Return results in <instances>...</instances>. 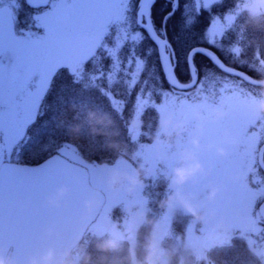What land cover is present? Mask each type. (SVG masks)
I'll return each mask as SVG.
<instances>
[{"label":"clouds","instance_id":"clouds-1","mask_svg":"<svg viewBox=\"0 0 264 264\" xmlns=\"http://www.w3.org/2000/svg\"><path fill=\"white\" fill-rule=\"evenodd\" d=\"M228 12L235 14V22L239 21L238 34L249 31L264 33V0H233V7ZM248 48L252 49L251 57L247 55ZM234 49H239V54L233 51ZM262 50H264V40L257 38H238L229 45L227 52L233 62L247 65L255 73L253 76L240 73L241 83H249L254 92L242 87L239 90H234L231 85L229 87L222 85V87L225 94L234 96L239 104L247 108L253 117V123L259 121L260 125L264 126V55H261ZM227 67L229 71L235 70L230 66ZM202 81L201 83L194 82L191 87L181 85L179 89L186 93V97L180 96L174 100L175 105H186L191 108V117L197 122V133L202 132L204 124L225 121L230 116V111L225 103L217 99L216 92L211 87L205 89ZM200 105H207V111H201ZM156 111V125L151 134L146 131L142 112L138 109L128 118L126 127L133 140L140 135H146L157 146L156 158L163 160L165 155L160 151V147L170 146L185 132L186 120L171 110H161L160 106H157ZM84 123L87 124L90 136L104 138L102 147L115 153L117 161L127 162L137 159L136 153L129 151L128 145L119 139V126L111 113L90 108L84 113ZM82 126L81 123H72L66 126L65 131L70 137L79 139ZM261 130L264 128L258 126V132ZM222 137L224 145L232 148L239 146L238 137L229 131L225 130ZM190 145L191 147L177 153L176 166L172 168L171 174L165 177L167 188L165 195L159 201V207L169 213L182 211L194 219L200 220L203 219V204L196 203L197 197L183 191V186L190 181L195 183L199 178L207 177L210 175V170L205 169L197 158L200 150L198 136L191 139ZM209 147L215 149L217 156L226 158L230 155L225 147L219 145H209ZM255 147L256 144L253 143V151H255ZM98 167L104 169L101 181L107 190L112 192L123 190L129 196L142 189L144 181L148 177L143 163L130 168L117 167L115 164L107 163H100ZM236 178L240 179L241 177ZM243 179L246 180V176ZM204 187L206 189L205 200L208 202L214 201L217 195L223 191V186L215 183H208ZM66 194V188L57 189L54 195L47 198L48 206L59 207ZM98 203L94 196H90L84 201L85 217L92 214L98 207ZM132 216L136 222L133 229L121 228L112 224L107 229L94 233L93 239L90 241L81 243L82 236H78L72 247L62 252H58L51 246L43 248L29 255L24 264H171V257L177 254V250L173 248L169 251L162 248V236L158 221L149 218L147 210L143 208H138L132 213ZM145 225L149 230L140 241L138 240V229ZM45 235L47 237L56 235L55 229L53 227L45 229ZM89 244L98 253L95 259L88 251ZM202 259H204L202 255L194 254V264H200ZM0 264H17V262L11 256L0 252ZM178 264H187V261L183 256H179Z\"/></svg>","mask_w":264,"mask_h":264},{"label":"snow or ice","instance_id":"snow-or-ice-1","mask_svg":"<svg viewBox=\"0 0 264 264\" xmlns=\"http://www.w3.org/2000/svg\"><path fill=\"white\" fill-rule=\"evenodd\" d=\"M30 2V0H29ZM155 0H54L53 11L41 20L42 26L45 28V34L32 38L29 34L24 39L17 38L12 32V16L8 9H0V28L4 32L3 38H0V56L11 54L13 63L8 66L9 74L16 85V95L20 101H26L24 115L17 114L14 118L9 119L7 125V133L5 132V120L3 115V104L0 105V170L4 164V140L5 136L11 138L19 131V129L27 123L24 129L31 139L33 136L42 138L44 136H52L57 128L49 130V122L44 121L37 126L39 118L44 112L39 111L40 105L37 98L43 99L41 93H47L51 90L55 76L59 70H68L72 76V85H82L81 92L96 90L109 100V107L113 112L123 115L126 102L123 99H117L115 94L111 92V87L115 81L111 78V72L107 77V88L105 85L97 84L96 81L105 79L104 72L101 69L100 61L106 56L113 62L112 66L120 68L122 62L118 53L130 42L132 48L128 56L129 71L131 66L135 64L138 73L132 75L131 85H126V91L129 97L132 95V89L140 83L139 72H142L145 60L140 58L136 53L138 46L145 36L137 31V28L143 29L147 33V37L152 39L159 48V59L161 70L164 71V79L168 82L170 90L180 88L181 85L188 87L193 86L194 82L202 80L200 72L196 64L197 56H205L215 65L221 72L228 76L240 77V73L229 71L224 61L212 51L216 49L224 52V41L235 22V14L228 11L222 15H215L210 18L209 26L205 29L201 39L209 47H192L189 48L184 57L187 65L188 81L181 82L176 73L177 65L174 63L176 59V50L167 39L166 25L180 8V0H169L171 10L162 18L163 39L157 33L153 17L152 8ZM225 0H195V16L191 14L188 6H185V15L182 17V24L185 27L194 25L196 19L203 13H211L215 7L222 6ZM135 17V27L131 25L123 26L126 16L131 13ZM117 25V31L112 37V43H105L103 38L108 33V26ZM80 43H73V41ZM111 45V46H109ZM239 54V49H234ZM71 52V54H69ZM36 53H42L46 59L43 62L42 70H35L30 66L23 72H18V66L21 59L26 60L29 65L32 57ZM103 54V55H101ZM91 63L94 73L89 77L86 65ZM111 67V66H110ZM4 65L0 64V77L4 75ZM35 78V79H34ZM148 80L143 81V87H140L136 94V101L133 104L138 110H145L147 106L154 105L151 97L164 95L165 103L161 105V110L168 107L171 100L169 94L163 89V82L160 83L159 89L153 85V90L145 96V88ZM225 87H229L225 84ZM77 103V101H73ZM81 106L86 103H93L91 97H81L79 100ZM35 128V132H33ZM53 142L49 140L47 145ZM50 149V148H49ZM46 149V150H49Z\"/></svg>","mask_w":264,"mask_h":264},{"label":"trees","instance_id":"trees-1","mask_svg":"<svg viewBox=\"0 0 264 264\" xmlns=\"http://www.w3.org/2000/svg\"><path fill=\"white\" fill-rule=\"evenodd\" d=\"M18 2H20V4L25 7L22 0ZM188 9L191 11V14L195 16L193 7H188ZM170 10V6L162 0L156 1L152 8L153 21L157 33L161 37H163L161 21ZM184 15L185 8H182V5H180L176 15L171 20H169L166 25L167 39L176 50V59L174 63L177 65L176 73L181 82L188 81L187 65L185 64L184 60L187 50L197 46H203L206 48L209 47L203 42L201 37L205 29L209 26V21L212 17L207 12H203L196 19L194 25L191 27H185L182 24V17ZM129 25H131L133 28L135 27V23L132 21V15H129V22L126 23L124 27H128ZM113 27L114 25L109 28L108 32H110V35L108 34L109 37L105 40V43H112L111 36L115 34V32L112 31ZM136 30L140 31L145 36L143 41L138 46H136V53L140 58L145 60L146 63L144 65L143 71L139 72L140 83L137 84L134 89H132L131 97L128 96L125 89L126 85H131L132 75L138 73V69L136 68L135 64H133L131 66V71L128 70L129 66L127 60L129 52L132 48V44L130 42L118 53L119 59L122 62V66L120 68L112 66L113 62L106 56L101 59L100 66L104 72L105 79L96 81L97 84L105 85V90L107 91V77L109 72H111V78L113 81H115V84L111 87V92L115 94L117 99H123L126 102V107L124 108L122 116L112 111V109L109 107V100L106 99L105 96L101 95L99 91L93 89L91 91L81 92L82 85H72V76L70 75V72L64 69L59 70L55 76L54 82L51 85V90L47 93H44L43 99H41L39 111L44 112V115L39 118L37 124V126H39L40 123L48 121L50 131L53 128H57L58 130L55 131L54 135L44 136L42 138L33 136V139H31L27 134L25 141H21L13 145L9 148V150H4V159L12 162L34 165L40 163L55 153H59L72 160L83 161L85 164L99 165L100 163H113L117 160L116 154L102 147L104 144V138L102 136L93 137L88 134L87 124L84 123V113L90 108L111 113L113 119L119 126V139L128 145L129 151L136 152L141 145L149 143L151 140L148 139L146 135H140L136 140H133L127 131V120L131 116L133 104L136 101V94L140 87H143L144 80H148V85L144 90L145 96L149 91L153 90V85H155L156 89L158 90L161 82H163V89L165 92L168 91L170 87L164 79V74L159 63L157 49L145 35L143 30L139 28ZM255 36L257 39L262 38L261 35L259 36L258 32L255 33ZM238 37H241V33L238 35ZM212 51L216 52V54L220 56L226 65L231 63L232 67L242 70L251 76L255 75V73L249 71L245 65L228 61L223 56L222 52H219L216 49H212ZM196 64L203 80L202 82L205 89L213 87L219 90V88H222V85L232 82L233 80L239 83L240 87L245 89L247 88V85L245 83H241L239 79L222 73L205 56H197ZM86 67L88 70L87 74L90 77L95 70L93 69L91 63H88ZM199 82L201 83V81ZM82 96L85 98L91 97L93 103H86L84 106H81L79 100ZM162 97L163 95L157 96L154 94L151 97V100L154 101V105H149L145 110H141L142 119L145 122V129L149 134L154 132L157 117L155 105L160 103ZM74 100L77 101V103L74 104ZM72 123H81L83 125L79 139L70 137L65 131L66 126ZM33 132H35V128H33ZM49 140L53 142L51 145H47ZM24 142L25 144H23ZM164 185L165 182L163 178L159 176L154 178L152 181L144 182V195L148 197L147 213L151 219L158 220L163 213H153L151 211L156 210L154 204H159V201L163 198V194L165 195ZM158 214L159 216L157 217ZM178 217L180 216L176 215L174 218L177 223L180 221V219L178 220ZM189 219L190 218H186V220ZM174 228H178V225L175 222ZM148 230L149 229L147 225L142 226V228L138 231V240L142 241V233ZM93 234L94 232L88 233L82 243L93 239ZM170 235L172 236V234ZM162 248L169 251H171L173 248L177 250V254L171 257V264H178L179 256H183L187 261V264H194V257H192L188 251L181 252L180 247H176L171 238L165 240ZM88 251L92 253L93 259H95L98 255V253H96L91 247V244L88 245ZM260 263H263L260 257L253 254L246 247L243 239L237 236L232 237L227 243H223V245L213 244L209 246L205 250L204 259L200 261V264Z\"/></svg>","mask_w":264,"mask_h":264},{"label":"rangeland","instance_id":"rangeland-1","mask_svg":"<svg viewBox=\"0 0 264 264\" xmlns=\"http://www.w3.org/2000/svg\"><path fill=\"white\" fill-rule=\"evenodd\" d=\"M52 11L53 9L45 11L43 13L33 14L35 18V24L32 27L34 33L28 34L43 36L45 34V28L42 26L41 20L46 18ZM129 15L132 14L129 13L126 16L125 20L122 22L123 24L128 21ZM38 26L40 28L39 32ZM42 27L44 29H42ZM112 31H117L116 24H114ZM108 34L110 35V32L106 33L105 37L103 38L104 42L109 37ZM112 37L113 36H111V38ZM73 43H80V41L74 40ZM69 54H71V52ZM44 59H46V57L42 53H36L33 55L30 65L27 61H25L24 64L18 66L17 70L18 72L23 73L29 66L35 70H42ZM2 60L6 62L5 63L4 61L2 62L0 60V64L4 65L7 78L2 89V98L0 99V105L3 104L5 132L7 133V125L9 119L14 118L19 113V115L21 116L24 115L26 101H20L19 98L17 100L16 98H14L13 93L10 94V88L14 85L10 77L8 68V66L13 63L12 55H3ZM228 65L231 66L232 64L228 63ZM226 84L231 85L234 90H239L240 88L239 83L235 82L234 80ZM211 88L216 92L217 99L222 100L228 107L230 116L227 120L220 122H208L203 125L202 132L197 133V122L191 117V108L186 105L178 106L174 103L169 102L168 107L164 110H171L174 113L181 115V117L186 120V130L179 138L175 139L170 146L160 147V151L164 153L165 159L158 160L156 158L157 146L154 145L152 141H150L149 143L141 145L137 149V151L135 152L137 155V159L135 161L129 160L127 162H124L116 160L113 163L109 164H115L117 167L130 168L134 167L137 164L143 163L148 173V177L145 179V181H152L158 176L163 178L165 182L164 192H166L167 183L165 177L170 175L172 168L176 166L177 153L182 149L191 147V139L194 136H198L200 150L197 154V158L205 167V169L210 170V175H208L207 177L199 178L195 183L191 181L186 183L183 186V191L192 193L195 197H197L196 203L203 204V219L196 220L192 216L187 215L182 211H177L175 213L166 212L164 209L159 207V204H154L156 210L151 211L153 213L163 212L160 218L156 220L159 223L160 235L162 236L161 246L163 245L165 240L171 238L176 247H180L181 252L188 251L189 254L192 255V257H194V254L203 256L205 248L207 249L213 244L223 245L224 242H228L233 236L245 237V231L252 230L250 226L246 224V222L248 221V213L246 212L248 205L247 198L243 194L244 184L242 180L245 175L244 167L247 166L248 161L251 162L255 160L257 153L256 149L259 145V141L264 140V135H262V133H257L254 129V126H256L259 121L253 123V117L246 107L239 104L234 96L225 94V90L223 89V87L219 88V90L213 87ZM14 89H16V86L14 87ZM250 90L254 91L253 89ZM165 93L170 95L171 100H175L176 97L180 96L186 97V93H179L173 90H168ZM42 94L43 93H41V95ZM14 100L18 101V109L15 106ZM37 102L40 105V98H37ZM164 103L165 99L163 95L160 103L155 105V110L157 106H161ZM136 110L137 108L133 106L131 115ZM200 110L207 111V105H200ZM26 127L27 123H25L19 129V131L11 138V140L7 138V135L5 136L3 144L4 150H9L10 147L15 145V143L21 138V136L24 135V129ZM225 130L238 137V147L232 148L222 143V133ZM253 143L256 144L255 151H253L252 149ZM23 144H25V142ZM209 145H219L225 147L230 155L226 158L217 156L215 153V149L210 148ZM82 163L84 162L82 161ZM86 166L89 168L91 186L104 193L107 199L102 212L97 219V222H95V224L90 227V229H92V232L96 233L103 231L110 227L112 224H116L121 228H135L136 222L134 217L132 216V213L135 212L138 208H143L145 210L148 209V197L144 195V187L137 190V192L131 196L126 194L123 190L117 192L109 191L104 187L101 181L104 169H101L100 167H98V165L93 164H86ZM236 177L241 178L237 179ZM208 183H215L223 186V191L219 193L216 199L212 202H208L207 200H205L206 189L204 186ZM159 214L157 215V217L159 216ZM176 215L180 216L178 217V220H186V218H190L188 220V226H179V222L177 223L174 220ZM174 222L178 225L177 229L174 228ZM254 226L256 230L260 229L259 223L255 224ZM141 228L142 226L139 227L138 231ZM146 233L147 231L142 233V240ZM170 234H172V236ZM251 243L254 244V240H251ZM260 252L264 254V248H262Z\"/></svg>","mask_w":264,"mask_h":264},{"label":"water","instance_id":"water-1","mask_svg":"<svg viewBox=\"0 0 264 264\" xmlns=\"http://www.w3.org/2000/svg\"><path fill=\"white\" fill-rule=\"evenodd\" d=\"M24 1L31 8H39L45 7L49 0ZM5 8L8 9L7 7L0 9ZM11 26L14 34L13 21ZM3 36L4 32L0 28V38ZM150 40L157 48L159 57L158 45ZM25 61L22 58L19 66ZM162 72L164 74V71ZM5 78L4 73L0 77V97ZM262 149L264 146L259 151L258 161L264 170ZM61 187L67 189V194L60 202V206H48L47 198ZM90 196H94L99 203L92 214L85 217L84 201ZM104 203L105 197L102 192L90 185L88 171L60 154H54L33 166L4 163L3 169L0 170V252L7 255L11 249L10 256L17 264H24L29 255L49 246L62 252L72 247L78 236L83 238L88 227L98 217ZM49 227L55 229L56 235L52 237L45 235V229Z\"/></svg>","mask_w":264,"mask_h":264},{"label":"flooded vegetation","instance_id":"flooded-vegetation-1","mask_svg":"<svg viewBox=\"0 0 264 264\" xmlns=\"http://www.w3.org/2000/svg\"><path fill=\"white\" fill-rule=\"evenodd\" d=\"M20 0H0V7H8L11 10V15H12V20H13V25H14V31L16 33V36L20 37V39H24L28 37L29 35H20V31H22L24 28H26V25L30 24H35V18L33 14L36 13H43L45 11H49L53 9V4L54 0H50L49 5L45 8H30L25 5L23 7L20 2ZM160 1V0H156ZM155 1V2H156ZM166 4L170 6L171 9V4L169 3V0H162ZM155 4V3H154ZM180 5H182V8H185L187 5L188 7H193L195 10L196 4L195 0H180ZM233 7V0H225V3L222 6H218L216 13H222L224 8H230ZM27 8V9H24ZM27 12H30L27 13ZM24 26V27H23ZM21 28V30L19 29ZM42 29H44L42 27ZM38 30H40L38 26ZM255 33L249 31L247 33H242V38L241 39H252L255 38ZM229 34L234 35L233 29L229 31ZM227 36V38L224 41V52H222L223 56H229L227 52V47L231 45L235 39L231 35ZM259 36L261 35V39L264 40V33H258ZM38 37V36H37ZM34 38V37H32ZM247 55L248 57H251L252 55V49L248 48L247 50ZM261 55H264V50L261 51ZM3 56H0V60L3 62ZM246 68L251 71L247 65H245ZM258 126L261 128H264V126L260 125V122L254 126L255 131L257 133H262L264 135V130H261L258 132ZM264 146V140L259 141V145L257 147V153H259L261 147ZM256 153V154H257ZM262 161L264 164V151L262 154ZM244 172L246 176V180L243 179L242 182L244 184V192L243 194L247 198V210L246 212L248 213V218L246 224L250 226L252 230H247L245 231V237H240L243 239V242H245L246 247L256 256H259L260 259L262 260L264 264V254H262L260 251L262 248H264V170L260 166V163L258 161V155H256L255 160L253 161H248L247 166L244 167ZM259 223V230H256L255 224ZM251 240H254V244L251 243ZM206 250V248H205ZM205 250L203 252V257H205Z\"/></svg>","mask_w":264,"mask_h":264},{"label":"bare ground","instance_id":"bare-ground-1","mask_svg":"<svg viewBox=\"0 0 264 264\" xmlns=\"http://www.w3.org/2000/svg\"><path fill=\"white\" fill-rule=\"evenodd\" d=\"M178 222L180 224L179 226H181V227H187L189 224L188 220H180Z\"/></svg>","mask_w":264,"mask_h":264}]
</instances>
